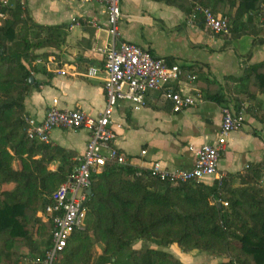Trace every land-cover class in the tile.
<instances>
[{
	"label": "trees",
	"instance_id": "16d2710c",
	"mask_svg": "<svg viewBox=\"0 0 264 264\" xmlns=\"http://www.w3.org/2000/svg\"><path fill=\"white\" fill-rule=\"evenodd\" d=\"M156 1L188 14L194 11L187 0ZM198 1L210 8V0ZM219 1L230 7L227 17L234 37L259 36L262 30L254 16L264 0ZM23 8L15 4L0 23V264H29L30 258L50 248L53 224L39 218L37 211L49 204L78 165L72 152L26 136L24 101L34 85L27 62L35 61L39 50L59 47L64 29L38 25ZM253 44L264 40L256 38ZM228 81L236 83L234 77ZM213 88L217 90L208 96L210 100L245 110L264 129V99L259 98L264 96V61L249 66L241 82L228 88L229 99L216 82ZM58 157L62 166L53 172L50 163ZM263 178L264 161L250 165L243 174L229 175L221 186L161 182L150 171L109 164L93 178L85 231L70 238L61 264H185L155 248L125 253L140 241H159L184 253L231 256L222 264H264V197L259 196ZM236 180L240 188H233ZM218 200L228 207L219 208ZM98 244L103 248L94 260Z\"/></svg>",
	"mask_w": 264,
	"mask_h": 264
},
{
	"label": "crops",
	"instance_id": "0c3cea01",
	"mask_svg": "<svg viewBox=\"0 0 264 264\" xmlns=\"http://www.w3.org/2000/svg\"><path fill=\"white\" fill-rule=\"evenodd\" d=\"M208 4L219 16H228L227 3L210 0ZM23 7L38 25L64 29L59 47L36 52L38 58H53L54 62H27L33 69L34 85L24 101L26 116L43 119L53 105L99 116L107 104L105 74L100 71L91 78L88 72L90 68H104L112 45L105 6L76 0H25ZM120 7L121 37L117 44H135L170 65H179L183 75L168 89L194 97L196 104L174 113L173 103L166 100L164 91L150 92L140 110L122 102L112 118L116 134L112 145L126 155L127 166L133 169L147 172L156 161L166 169H192L195 153L190 148L216 144L221 128L224 106L209 99L217 90H212L211 84L216 82L218 91L229 99L228 88L241 82L249 66L264 61V44H253L256 38L264 40V32L257 37L250 33L237 37L232 33L228 37L214 35L194 11L188 14L156 0H120ZM254 23L258 27V16H254ZM59 70L66 75L58 74ZM191 76H196V80L192 81ZM229 77H234L236 83L228 81ZM227 106L234 107L231 103ZM245 119L244 128L230 136L220 160L219 171L226 177L243 174L250 165L264 161V129L246 112ZM89 140L86 129H56L48 146L72 152V160L78 164ZM61 166L62 159L55 158L50 170L55 172Z\"/></svg>",
	"mask_w": 264,
	"mask_h": 264
},
{
	"label": "built area",
	"instance_id": "2783aa9c",
	"mask_svg": "<svg viewBox=\"0 0 264 264\" xmlns=\"http://www.w3.org/2000/svg\"><path fill=\"white\" fill-rule=\"evenodd\" d=\"M56 1V0H49ZM81 3L100 2L106 8L109 33L113 39L109 48L104 68H90L88 76L95 78L100 71L105 74L104 91L106 107L99 116H92L81 109L61 110L51 106L43 119L25 117L26 136L39 144L50 145L51 134L56 129L82 130L90 133V140L85 153L77 160L78 165L73 174L49 198V204L41 207L37 215L43 221L53 224L51 246L42 256L30 258L29 264H61L64 251L70 238L76 232L86 228L88 202L92 195L93 178L102 174L109 164L127 166L126 155L112 144L116 138L113 129V115L120 103H129L134 110L146 105V97L150 92L164 91L166 100L173 103V112L182 113L195 106L194 97L175 92L168 86L180 80L183 75L179 65H170L163 58L156 57L149 50L135 44L117 40L121 37L120 23L122 12L120 0H76ZM25 0H0V23L8 18V11L15 5H24ZM194 15L201 16L205 27L218 36H231L230 20L227 16L215 15L212 10L193 0ZM46 60V61H45ZM36 59V64L54 62L53 58ZM33 75V70L31 71ZM64 76V71H58ZM192 81L196 76H191ZM56 103V101H55ZM222 123L216 144L191 147L195 153L192 169H166L156 161L150 168L151 175L161 182L205 183L213 186L218 182L221 186L227 179L220 173L219 164L230 136L244 128L246 119L244 110L238 112L232 106L221 110ZM121 128V125H118ZM146 155V151L142 152ZM140 173H137L139 176ZM213 179L209 184L208 180ZM224 207L227 202L217 201Z\"/></svg>",
	"mask_w": 264,
	"mask_h": 264
},
{
	"label": "rangeland",
	"instance_id": "374dc122",
	"mask_svg": "<svg viewBox=\"0 0 264 264\" xmlns=\"http://www.w3.org/2000/svg\"><path fill=\"white\" fill-rule=\"evenodd\" d=\"M257 16H258V23H257L258 29H261L262 32H264V6L261 7V10L257 14ZM44 50H46V49H44ZM259 98H261L260 100H262V99H264V96H259ZM258 124H259V122H258ZM259 125L261 127H263L261 124H259ZM235 185L237 186L236 188H240L241 185L239 183V180H236L235 182H233V186H235ZM259 189H260L259 196L264 197V178H263V181L259 185ZM102 248H103V246L101 244H98L95 247V249H94V260L99 256V254H101ZM141 248H145V249L146 248H155L157 250L167 251V252H170V253L178 256L179 259L182 260V262H184V263L186 262L189 264H222L224 262H227L231 258V256L215 257L209 253L200 252V251H193V252H189V253H184L183 251L179 250L176 246L163 247L160 245L159 241L136 242L131 247L127 248L125 250V253L128 254L131 250L141 249ZM177 250H179V253L177 252ZM28 261H30V259Z\"/></svg>",
	"mask_w": 264,
	"mask_h": 264
},
{
	"label": "water",
	"instance_id": "95a60500",
	"mask_svg": "<svg viewBox=\"0 0 264 264\" xmlns=\"http://www.w3.org/2000/svg\"><path fill=\"white\" fill-rule=\"evenodd\" d=\"M29 81H30V84H33V81H34L33 77H31V78L29 79ZM88 194H89V195H92V189H89ZM219 208H222V205H221V204H219Z\"/></svg>",
	"mask_w": 264,
	"mask_h": 264
}]
</instances>
